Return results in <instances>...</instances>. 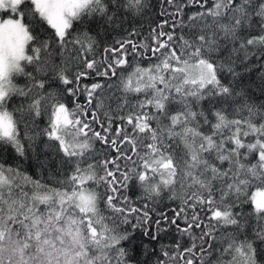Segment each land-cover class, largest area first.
Returning a JSON list of instances; mask_svg holds the SVG:
<instances>
[{
    "label": "snow or ice",
    "instance_id": "1",
    "mask_svg": "<svg viewBox=\"0 0 264 264\" xmlns=\"http://www.w3.org/2000/svg\"><path fill=\"white\" fill-rule=\"evenodd\" d=\"M192 5L200 10L188 15ZM150 7L0 0V144L23 157L21 124L31 147L33 126L46 120L59 158L51 187L0 164V264H130L122 224L152 240L178 234L145 264H260L264 249L239 232L254 219L264 243V103L237 80L251 57L264 61V0H162L166 18L146 38L133 20L102 55L88 32L69 31L96 14L116 31L126 23L121 10L142 17ZM93 72L105 83L81 89ZM165 196L179 206L171 217L157 213L153 235L144 225Z\"/></svg>",
    "mask_w": 264,
    "mask_h": 264
},
{
    "label": "trees",
    "instance_id": "2",
    "mask_svg": "<svg viewBox=\"0 0 264 264\" xmlns=\"http://www.w3.org/2000/svg\"><path fill=\"white\" fill-rule=\"evenodd\" d=\"M148 3L151 5L149 10L142 17H130L121 10L120 17L126 20L124 28L117 29L116 31L112 30L110 26H101L99 22V14L95 16H84L80 20L73 21V27L69 29L71 36L75 37L77 34H82L88 32L91 36L96 38L100 43V53L102 55V49L105 45L113 43L115 40L120 39L123 36L127 35V32L124 30L128 27V23L135 21V24L138 29L142 28V33L140 39H144L148 36V33L151 28L156 27L160 22L166 17L160 15L162 0H148ZM213 0H208V7H211ZM163 7L168 11H172L165 3ZM200 9L195 6H189L186 9L188 15L194 11H199ZM111 14V11L110 13ZM177 19H180L179 17ZM186 21V17H184ZM258 19L254 22V27L251 31L252 35H259L258 29L255 28V24H258ZM171 27V20L169 18V25L165 27V30H169ZM129 31L131 29H128ZM99 33V35H97ZM181 30L179 27L176 29V35L179 36ZM71 38V37H70ZM261 64H264V61H258L255 57L250 58V64L248 67L250 71H241L242 78H238L237 82L241 87L247 90L248 95L251 97L252 101L256 104L264 103V67H261ZM146 66V65H145ZM31 70V69H29ZM131 69H129L130 71ZM75 71V70H73ZM228 79H231L230 77ZM114 81L108 80L107 83H113ZM13 83L17 86H24L26 80L22 76H16L13 79ZM92 83H105V78L97 77L93 72L89 77L83 79L80 82L81 89L85 85H91ZM75 87V85H73ZM115 90H113L114 92ZM106 95L111 96L112 93H106ZM72 99L68 98L69 106L72 107ZM86 97L82 94L78 97V102L84 103ZM21 101L19 98L15 101L16 104H19ZM111 103L112 107L115 108L114 100L106 101ZM103 117V113H101ZM46 127V120L39 121L36 125L33 126L32 132L30 135L34 136L35 139L31 142V147H27L30 143L24 138V127L23 124L20 126L21 140L22 143L26 145V154L21 157L16 152L11 145L0 144V164H3L4 167H11L13 169L19 170L22 174H25L32 178L33 181L39 180L43 184H47L50 187L55 186L54 177L52 173L57 168L58 157L55 153L54 145H51L47 137L43 135V129ZM40 133V135H37ZM99 148L100 146L97 145ZM255 157H252L249 162H254ZM63 171V169H60ZM63 178L62 176L60 177ZM28 190V189H26ZM139 195L138 192H133L130 194V198L136 200V197ZM142 203V202H141ZM179 201L178 200H169L167 196L164 197L163 202L159 205L155 212L152 213V223L150 225H144V227L149 228L153 235H156V225L155 219L159 218L157 213H166L169 217L173 215V210L178 209ZM237 211L241 209L237 208ZM243 211L245 214L249 211L248 208H244ZM132 223H135V218H132ZM245 227L239 232V239H244L245 237L248 240L254 241V247L258 250L264 249V243H261L256 239L254 235V229L256 227L255 220H248L247 216L245 217ZM122 231H127L131 234V239L122 242V245L128 249L129 254L133 257V260L130 264H137V261L141 264H145L146 260H154L155 257L149 256L148 253L156 251L159 253L162 245H170L174 242V239L178 236L175 232V229H171L168 232L159 233V238L156 240L150 239V237L143 234L142 228H137L133 230L131 225H121ZM228 231H234V229L229 228ZM260 264H264V254L258 257Z\"/></svg>",
    "mask_w": 264,
    "mask_h": 264
}]
</instances>
